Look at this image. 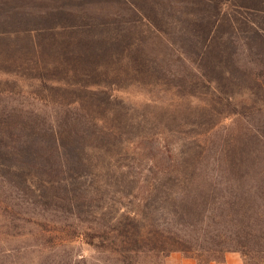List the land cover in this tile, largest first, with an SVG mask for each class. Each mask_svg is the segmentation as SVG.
I'll list each match as a JSON object with an SVG mask.
<instances>
[{"label": "rangeland", "instance_id": "obj_1", "mask_svg": "<svg viewBox=\"0 0 264 264\" xmlns=\"http://www.w3.org/2000/svg\"><path fill=\"white\" fill-rule=\"evenodd\" d=\"M264 264V0H0V264Z\"/></svg>", "mask_w": 264, "mask_h": 264}, {"label": "crops", "instance_id": "obj_2", "mask_svg": "<svg viewBox=\"0 0 264 264\" xmlns=\"http://www.w3.org/2000/svg\"><path fill=\"white\" fill-rule=\"evenodd\" d=\"M165 264H200L195 259L179 253L170 254ZM204 264H242L240 257L236 253H229L221 261H210Z\"/></svg>", "mask_w": 264, "mask_h": 264}]
</instances>
